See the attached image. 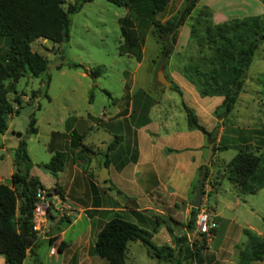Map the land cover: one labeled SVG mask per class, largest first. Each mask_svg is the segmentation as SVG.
Here are the masks:
<instances>
[{
	"label": "rangeland",
	"instance_id": "rangeland-1",
	"mask_svg": "<svg viewBox=\"0 0 264 264\" xmlns=\"http://www.w3.org/2000/svg\"><path fill=\"white\" fill-rule=\"evenodd\" d=\"M184 4L185 0H170L165 11L161 14V18H167L172 14L178 13L183 9ZM196 12V8H193L184 22L177 27L168 57L165 59L161 57L159 45L148 33L142 46L141 59L136 61L133 57L120 55L117 52L120 35L116 19L125 13V8L116 6L106 0H91L83 3L76 12L69 14L68 38L66 41L52 43L38 39L30 44L31 50L36 51L46 59V68L39 77H31L25 74L14 83V90L20 98V107L17 113L8 119L6 130L0 134V144L2 143L7 147L15 146L17 141L16 134L19 133L20 137L25 141L26 152L32 163V170L37 175H40V181L47 186H52L54 175L44 167V164L48 162L49 157L53 153L52 150L48 149L50 131L65 132V128L73 124V121L83 119V122L87 125H93L92 128L84 129L81 127L80 129L82 132V137L80 138L86 145L90 142L100 144L101 140H103L102 142H110L115 135L124 137L121 146L109 151L112 165L114 164L115 166L119 162L121 154L125 153L126 146L130 154L134 138L131 131L124 133L117 129V132L110 129L121 123L120 121L117 123L112 122L111 124L106 123L103 126L101 112L112 111L115 107L119 108L121 112L125 104H128L130 93H132L135 103L138 100L145 102L142 98L144 97L143 94L147 96L152 110L148 109L150 113L144 111V118H148L147 121H144V124H147L149 119L159 120L164 115L168 119L167 124H175L178 134L181 135L173 142L177 144L186 143L190 147L198 143L206 144V138L199 130L187 127L185 113L181 106V103H184L191 108L197 116L198 122L206 130H210L215 124H220L219 122L222 121V119H216L212 113L215 107L214 104L217 103L216 101L220 96L200 97L194 86L186 80L183 73L184 67L191 62L197 61L201 55L199 46L190 35V24ZM209 20L212 22L211 16ZM7 44L8 39L0 37V57L5 53ZM72 63L80 64L86 70L71 66L70 64ZM95 68H98L99 74L96 77H92L89 74V70ZM159 72L170 83L168 86L156 80ZM46 77H48L45 88L47 97L43 93V82ZM171 84L176 86L180 94L170 88ZM36 90L38 92H34L33 96H31V93ZM15 92L11 89L8 92V98L12 99ZM220 100L221 98L219 102ZM155 103L157 104L156 107ZM31 113L34 118V127L36 128L35 134H30L27 131ZM154 124L152 123L143 128L141 133L144 132L148 138L152 139V142L161 146L165 139L162 136L157 137L160 134L155 137L149 133L154 129ZM262 129H264V43L258 44L254 50L251 61L245 71L242 90L238 93L224 124H220L217 128L214 142L216 155L213 157L211 155L209 161L203 164L207 165V175L204 180L206 186L201 194V201L207 209L212 210V212L213 209L215 210L220 222L218 234L216 239L210 243L209 250L218 251L223 248L227 249V253L230 252V244L232 242L240 243L245 240V236L242 233L243 228H248L253 232L264 231V185L255 193L241 194L237 192L233 184L225 179L223 174L225 162L235 153L236 145L240 144L255 151V146L259 145V140L262 137L260 134ZM70 136L71 133L68 134V138ZM73 141L75 143L76 139H73ZM66 143L64 150L73 157V145L71 142V144L69 142ZM142 143L144 146L150 144L146 137L142 140ZM223 145L228 147L222 149ZM90 147L93 152L86 151L89 160L81 163L90 172L92 178L95 176V181L102 182L98 173L103 167L101 161L104 159L102 153L105 147L96 148L93 144H90ZM201 150V157H199L196 150L190 149L176 156L173 155L171 158H178L179 160V157H181V162L185 163L187 172L183 175L181 174L182 172H178L177 187L181 196L184 198L188 197L190 201L193 198L190 190L194 187L199 177L197 172L196 174L193 173V167L186 163L191 161L190 157H195L202 163L206 147ZM157 154L160 156V151ZM10 156H12V152ZM148 157L151 161L152 156L150 157L148 154ZM69 158L68 156L64 163L66 168L62 172L63 179L67 173ZM141 161L136 170L131 173L133 179L138 177L141 172L146 171L145 173H147L149 171L150 163L146 164L145 158ZM112 165L110 163V166L106 167L108 175H111V181L115 178V167H112ZM10 167V164H5L2 161L0 163V174L6 176ZM93 167L96 168L94 171L95 175L92 172ZM98 167L100 168L97 171ZM180 176L183 178L182 183H179ZM7 181L8 179H2L3 183ZM115 189L112 191L116 201L124 203L125 200L121 191V195L117 192L115 194ZM120 189L122 190V186ZM114 215L111 212L110 216ZM174 215L182 224L173 236L180 237L184 235L185 237L179 246L173 247L174 252L179 247L181 248L179 254L180 264H200L198 258L203 248H200L197 253L190 249L192 247L190 242L198 239L195 242L199 243V238L193 239L186 236V232L183 229L186 221L183 222L180 207L175 209ZM55 216H57L56 212ZM151 218L153 219L151 224L155 225V223H158L154 215ZM185 220L187 219L185 218ZM164 223H169L167 218H165ZM164 223L160 222L158 224L160 228H162ZM148 230L152 235L155 234L151 231V227ZM93 234L94 231L92 229L89 239L88 235H90V232L87 231V221L85 215L81 214L64 232V238L68 243L70 241L79 243L86 236L92 244L94 240ZM150 241L153 244H159L157 237L150 239ZM206 243L207 241L204 240L203 247ZM235 245L233 254H229L232 260L226 264H232L237 260L238 247ZM127 247L124 259L125 264H166V262L148 255L146 247L137 240L129 241ZM65 254L58 253L55 262L43 261V264L74 263L73 260H66ZM23 260V264H29V258ZM85 262L90 264H108L104 258L95 254L90 255ZM0 264H6L1 256Z\"/></svg>",
	"mask_w": 264,
	"mask_h": 264
},
{
	"label": "trees",
	"instance_id": "trees-1",
	"mask_svg": "<svg viewBox=\"0 0 264 264\" xmlns=\"http://www.w3.org/2000/svg\"><path fill=\"white\" fill-rule=\"evenodd\" d=\"M91 0H0V37L8 39L7 49L0 57V134L7 128L8 119L17 113L20 98L14 90V83L23 75L39 77L46 68V59L31 50L30 44L38 39L60 43L68 38L69 14L76 12L80 6ZM116 6L125 8V13L116 19L119 27L120 42L117 52L120 55L141 59L142 46L149 33L159 45V54L163 59L171 52L175 39V31L191 13L197 0H185L184 7L178 13L167 18H161L170 0H106ZM264 2V0H262ZM210 13L206 8H200L192 17L190 35L199 46L200 58L184 67L186 80L194 86L200 97L220 96V102L213 108V116L225 119L231 111L238 93L242 90L245 71L251 61L257 45L264 43V18L261 15H250L233 18L222 23H212ZM204 46V47H203ZM74 67L86 70L82 65L72 63ZM92 77L99 74L98 68L89 70ZM48 77L45 78V88ZM170 88L179 90L175 85ZM15 92L12 99L8 98L10 90ZM33 91L31 96H33ZM107 94V93H106ZM13 103L16 107L13 108ZM189 129L199 130L212 143V154L217 128L215 124L206 130L197 119L193 110L181 103ZM38 108V106H37ZM28 133L35 134L32 113L28 120ZM255 151L243 145H236L235 153L225 162L223 174L236 188L238 193L252 194L264 185V129ZM19 133L12 147V171L6 183L0 182V256L6 264H21L26 253L31 258L30 264H40L36 253L38 235L32 229V212L37 188H43L46 196L51 193L63 198V191L57 184L45 188L39 180L29 174L32 163L26 152L25 141ZM120 137L114 136L106 144L102 155V165H108V152L115 148ZM78 144V143H77ZM73 141V148H76ZM228 146L223 145L222 149ZM86 151H91L89 145H82L73 157L79 162L88 161ZM211 154V155H212ZM64 150L54 151L45 169L53 175L63 169L68 158ZM82 170L88 175L92 194L95 185L91 175L84 165ZM199 175H207V165L198 167ZM203 180V185H204ZM203 185L201 194L203 193ZM118 192V191H116ZM197 208L190 207L185 229L193 228ZM71 221V217L62 215L56 221L57 231H60ZM264 221V218H263ZM172 245H155L150 241V233L138 227L120 215L111 216L103 222L95 234L94 241L88 252L104 258L108 264H125V254L129 241L137 240L146 247V253L166 264H180V250L174 252V246L184 240V235L175 237L167 230ZM242 233L246 242L237 251L238 264H248L264 258V231L257 235L248 228ZM53 239L50 240V242ZM198 239H195V241ZM198 242H190L191 251L198 252L203 248L204 238ZM61 240L57 249L61 251Z\"/></svg>",
	"mask_w": 264,
	"mask_h": 264
},
{
	"label": "crops",
	"instance_id": "crops-1",
	"mask_svg": "<svg viewBox=\"0 0 264 264\" xmlns=\"http://www.w3.org/2000/svg\"><path fill=\"white\" fill-rule=\"evenodd\" d=\"M202 7H206L210 11L213 23H221L233 18H242L250 15H261L264 18V2L262 0H197L194 8L198 10ZM130 94L131 96H129L128 104H125V107L121 112L119 108L116 107L112 111L101 112L103 126L106 123L111 124L112 122L117 123L120 121L121 123L116 124L110 129L116 132L117 130H120L124 133L131 131L134 138L130 154L128 153V147L126 146L125 153L121 154L119 162H117L115 166L114 164L112 165L111 156L108 152L109 162L107 167L110 166V163L112 167H115V178L113 181L110 180L111 175H108V178L102 180V182L95 181V176L93 178L91 177V181L95 185L94 193L92 194L89 186L90 178L82 170V163L76 160L75 157H72L71 154H68L70 158L68 159L69 165L65 178L63 179L62 173L66 168L65 165L61 171L54 174L53 185L57 184L60 186L63 191V199L70 205L73 215L71 216L69 224H67L65 228H62L60 231H57L56 221L58 218L55 216L52 209L47 211L46 217L44 218L45 221L42 223V231L37 233L38 246L36 248V253L40 264H43V261L55 262L58 253H66V260H73L74 263L72 264H90L85 262V260H88L90 255H93L88 252L89 246L92 245L89 240L91 237V231L93 229V237L95 238V234L101 224L111 217V212L115 215L120 214L122 218L135 223L138 227L146 230L147 232H149L148 228L151 227V231L155 234L152 235L149 232L150 239H155L157 237V241L159 242V244L155 245H160L162 243L172 245L167 230L171 235H175L179 230V226L182 224L177 220V218H175L174 211L176 208H181V217L183 222L187 221L185 218L187 219L189 216L192 201H190L188 197L184 198L181 196V193L179 192L180 190L177 187L178 174L181 172L182 175L185 174V172H187L186 166L185 163L183 164L181 162V157H179V160L178 158H171L173 155L176 156L181 152H185L190 149L196 150L199 157H201V149L207 147L209 142L206 141V144L198 143L192 147L186 143L177 144L173 142L176 138L181 137V135L178 134L176 125H171L170 123L167 124L168 119L164 115L159 120L149 119L148 123L144 124V121L148 120L147 117L144 118V111H148L150 113L148 109L152 110L147 96L143 94L144 97L142 98L145 102L138 100L135 103L132 98V93ZM220 98L221 97L217 99V103L214 104V106L219 103ZM156 106L157 104L155 107ZM152 123H155L153 125L154 129L149 133L155 137L160 134L157 137L162 136V138L165 139V142H163L161 146L152 142V139L150 137L148 138L144 132L141 133L143 128ZM81 127L84 129L92 128L93 125H87L83 122V119H77L76 121H73V124L69 125L68 128H65V132L59 133L55 130H51L48 140V149L53 152L59 149L64 150L67 144L66 142H69V144L72 143L73 145V139H76L77 146L73 149L74 155V153H76L82 145H86L80 138L82 137V132L80 130ZM69 133H71V136L68 138ZM145 137L150 142L148 146H144V142L142 143V140ZM123 138L124 137L121 135L115 148L121 146ZM102 141L103 140L99 142L100 144L90 142L88 145L90 146V144H93L96 148H101L105 147L106 144L109 143ZM11 149V146L7 147L2 143L0 144V150H2V152H0V163L3 161L5 164L11 165ZM158 151H160V156L157 154ZM90 152H93L92 149ZM215 153L216 151H214L212 157L216 155ZM148 154L150 157L152 156L151 161L154 163L150 161ZM144 158L146 159L145 163H150L151 165L149 171L147 173H145L146 171H143L138 175V177L133 179L131 177V173L136 170L137 166ZM190 160L191 161H188L186 164L191 165L193 167V173L196 174L197 172L199 177L198 167L203 163L195 157H190ZM100 167L97 168V171ZM95 169V167L92 168L94 175ZM11 171L12 165L7 170L6 176L0 174V182H2V179H8ZM29 174L36 177L45 188H51L53 186H47L40 181V175H37L32 170V167L29 169ZM182 181L183 178L180 176L179 183H182ZM119 185L122 186V190ZM205 186L206 184L204 183L203 189H205ZM113 189H115V194H119L121 191L122 197L125 200L124 203L116 201L112 191ZM116 191L118 192L116 193ZM190 194L193 195V188L190 190ZM213 212L217 220V227L200 252L198 258L200 264H226L228 261L232 260L229 254H233L234 245L236 244L237 246H235L240 249L246 242V238L240 243L232 242L230 244V252L228 253L227 249L223 248H220L218 251L209 250V245L216 239L218 227L220 225L218 215L214 209ZM81 214L85 215L87 221V231L90 232V235H88L89 239L84 236L82 241L79 243H76V241H70L68 243L65 241L64 232ZM153 215L155 216L156 222H158L155 223V225L151 224L153 220L151 217ZM165 218L169 221L168 224L164 223ZM160 222L164 223L162 228L158 225ZM155 229L158 230L155 231ZM183 229L186 232L185 226H183ZM254 233L257 235L262 234L260 231H254ZM51 239L53 240L50 242ZM61 240L63 241V244L61 246V251H59L57 249V245ZM25 258H29L30 264L31 258L28 253H26L24 259ZM23 261L21 264H23ZM232 264H238L237 260H235ZM248 264H264V258L260 261H251Z\"/></svg>",
	"mask_w": 264,
	"mask_h": 264
},
{
	"label": "built area",
	"instance_id": "built-area-1",
	"mask_svg": "<svg viewBox=\"0 0 264 264\" xmlns=\"http://www.w3.org/2000/svg\"><path fill=\"white\" fill-rule=\"evenodd\" d=\"M15 107L16 104L13 103V108ZM49 209H52L54 213L56 212L58 217L62 215H73V211L67 201L54 193H51V195L47 197L43 188H37L32 212V229L36 234L42 231V223L45 221L44 218ZM216 227L217 221L215 219V214L212 210L207 209L200 200V204L194 216L193 228L191 230H186V236L193 239H200L203 237L207 241ZM190 238H188L189 241H191Z\"/></svg>",
	"mask_w": 264,
	"mask_h": 264
},
{
	"label": "water",
	"instance_id": "water-1",
	"mask_svg": "<svg viewBox=\"0 0 264 264\" xmlns=\"http://www.w3.org/2000/svg\"><path fill=\"white\" fill-rule=\"evenodd\" d=\"M156 80L159 82V83H163L165 85H169L170 83L162 76V73H158L157 76H156ZM0 152H2V150H0ZM212 154V143L209 142L207 144V147H206V153H205V157H204V160H203V164H206L209 159H210V156ZM99 176L101 178V180H105L108 178V172H107V169H106V166H103L100 171H99ZM203 180H204V177L202 175L199 176L196 184L194 185L193 187V199H192V202H191V206L194 207V208H197L200 204V200H201V189H202V185H203Z\"/></svg>",
	"mask_w": 264,
	"mask_h": 264
}]
</instances>
